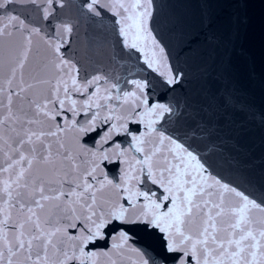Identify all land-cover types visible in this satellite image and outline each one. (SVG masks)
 <instances>
[{"label": "snow or ice", "instance_id": "1", "mask_svg": "<svg viewBox=\"0 0 264 264\" xmlns=\"http://www.w3.org/2000/svg\"><path fill=\"white\" fill-rule=\"evenodd\" d=\"M66 6L0 0V264H264V183L181 108L154 0L72 5L110 14L139 54L144 75L122 82L66 54ZM138 228L162 257L136 245Z\"/></svg>", "mask_w": 264, "mask_h": 264}, {"label": "water", "instance_id": "2", "mask_svg": "<svg viewBox=\"0 0 264 264\" xmlns=\"http://www.w3.org/2000/svg\"><path fill=\"white\" fill-rule=\"evenodd\" d=\"M66 0L73 24L66 53L81 72L110 80L142 77L139 54L122 49L110 14L80 17ZM161 20L159 39L184 79L174 93L181 108L200 111L217 128L240 173L264 183V0H154ZM211 20L204 26V19ZM242 20L246 22H241ZM211 34L215 39L209 42ZM136 245L157 259L164 255L155 235L135 230Z\"/></svg>", "mask_w": 264, "mask_h": 264}]
</instances>
